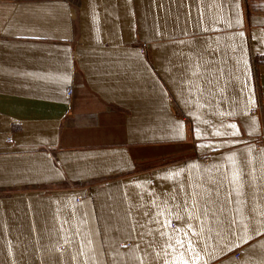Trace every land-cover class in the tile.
I'll list each match as a JSON object with an SVG mask.
<instances>
[{"label":"crops","instance_id":"0c3cea01","mask_svg":"<svg viewBox=\"0 0 264 264\" xmlns=\"http://www.w3.org/2000/svg\"><path fill=\"white\" fill-rule=\"evenodd\" d=\"M259 98L264 0H0V264H264Z\"/></svg>","mask_w":264,"mask_h":264},{"label":"rangeland","instance_id":"374dc122","mask_svg":"<svg viewBox=\"0 0 264 264\" xmlns=\"http://www.w3.org/2000/svg\"><path fill=\"white\" fill-rule=\"evenodd\" d=\"M245 4H247L248 0H244ZM260 110L258 111V114L257 116L261 117V118H264V109H263V106L262 108H259ZM254 115V114H252ZM263 129H264V124L262 125V128H261V135L254 138L253 139V143L256 144V146L260 147V146H264V135H263ZM0 195H6L5 192H0ZM233 255L240 259L242 258L243 254H242V251L241 249H236L234 252H233Z\"/></svg>","mask_w":264,"mask_h":264},{"label":"built area","instance_id":"2783aa9c","mask_svg":"<svg viewBox=\"0 0 264 264\" xmlns=\"http://www.w3.org/2000/svg\"><path fill=\"white\" fill-rule=\"evenodd\" d=\"M247 1V0H246ZM73 94V88H69L67 90V96L70 98ZM261 98H259V102H258V105L255 106L254 108H252L251 110V113L254 114V115H257L258 114V111L260 110L259 108H262V103H261ZM263 135H264V129H263Z\"/></svg>","mask_w":264,"mask_h":264},{"label":"bare ground","instance_id":"6f19581e","mask_svg":"<svg viewBox=\"0 0 264 264\" xmlns=\"http://www.w3.org/2000/svg\"><path fill=\"white\" fill-rule=\"evenodd\" d=\"M149 182H150V183H152V182H153V180H152V179H150V180H149Z\"/></svg>","mask_w":264,"mask_h":264},{"label":"snow or ice","instance_id":"6c2138e0","mask_svg":"<svg viewBox=\"0 0 264 264\" xmlns=\"http://www.w3.org/2000/svg\"><path fill=\"white\" fill-rule=\"evenodd\" d=\"M185 264H187V262H185Z\"/></svg>","mask_w":264,"mask_h":264}]
</instances>
